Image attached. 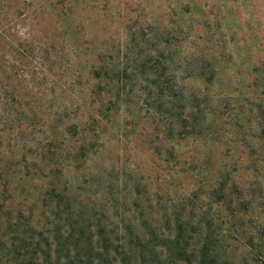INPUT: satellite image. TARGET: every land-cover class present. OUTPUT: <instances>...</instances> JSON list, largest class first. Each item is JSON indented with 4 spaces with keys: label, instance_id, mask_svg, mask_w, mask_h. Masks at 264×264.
<instances>
[{
    "label": "rangeland",
    "instance_id": "obj_1",
    "mask_svg": "<svg viewBox=\"0 0 264 264\" xmlns=\"http://www.w3.org/2000/svg\"><path fill=\"white\" fill-rule=\"evenodd\" d=\"M0 165L37 232L52 181L93 219H211L224 264H264V0H0Z\"/></svg>",
    "mask_w": 264,
    "mask_h": 264
},
{
    "label": "trees",
    "instance_id": "obj_2",
    "mask_svg": "<svg viewBox=\"0 0 264 264\" xmlns=\"http://www.w3.org/2000/svg\"><path fill=\"white\" fill-rule=\"evenodd\" d=\"M179 117L185 122L190 116L184 115L182 109ZM179 128L181 133L192 129L191 125ZM82 132L85 134L83 129ZM82 141H86L85 137ZM75 150L88 151L85 145ZM22 169L25 175L33 170L29 164ZM16 185L9 169L0 165V264L225 263L221 252L223 235L213 228L211 219L167 217L162 224L147 210L142 208L141 212L138 205L132 212L139 210V215L130 222L116 215L115 220L93 219L74 208L65 189L52 181L48 183L50 193L58 195L56 200L66 199L67 206L63 209L57 201L54 218L37 232L32 208L16 200Z\"/></svg>",
    "mask_w": 264,
    "mask_h": 264
}]
</instances>
